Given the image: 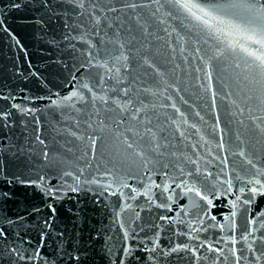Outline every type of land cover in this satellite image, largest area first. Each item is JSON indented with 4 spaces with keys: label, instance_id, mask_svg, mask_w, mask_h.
<instances>
[{
    "label": "water",
    "instance_id": "obj_1",
    "mask_svg": "<svg viewBox=\"0 0 264 264\" xmlns=\"http://www.w3.org/2000/svg\"><path fill=\"white\" fill-rule=\"evenodd\" d=\"M239 1L203 0L206 8ZM174 4L0 0V21L8 29L0 30V194H9L0 195V219L13 221L0 223L7 237L0 238V250L18 246L27 257L42 245L36 260L0 251V264H236L237 256L239 264H264V217L257 215L264 209V196L242 203L251 198L245 181L256 171L247 160L264 172V103L257 98L264 93V81L245 63L239 34L207 29L190 15L179 21ZM244 15L239 12L237 22ZM175 31L189 38L190 51L183 50L181 40H166ZM214 33L223 43L212 52L213 43L206 42ZM229 44L237 45L235 52ZM73 75L93 85L97 96L119 98L121 105L131 101V106L121 111L111 102H93L83 89L87 102L64 101L77 90ZM124 88L126 96L120 92ZM136 108L141 111L133 120ZM90 135L100 137L94 160L85 156ZM124 137L136 141L143 160L130 155ZM114 162L113 181L102 174ZM197 168L198 175L187 176ZM65 172L81 181L112 182L113 187L103 191L95 184L83 185L91 191L72 192L67 185L75 181ZM183 179L202 183L216 195L230 180L232 194L214 199L218 207L208 210L199 198L183 196L176 187ZM166 184L172 200L163 187H156ZM53 185L62 199L46 195ZM237 195L241 200L233 208L230 201ZM49 203L57 208L51 220ZM254 216L253 230L249 221Z\"/></svg>",
    "mask_w": 264,
    "mask_h": 264
},
{
    "label": "snow or ice",
    "instance_id": "obj_2",
    "mask_svg": "<svg viewBox=\"0 0 264 264\" xmlns=\"http://www.w3.org/2000/svg\"><path fill=\"white\" fill-rule=\"evenodd\" d=\"M156 2H159V0H156ZM15 7H19V5H14ZM128 7L131 8H136V4H129L127 5ZM175 7L178 9H182L185 12H187L190 16H192L197 22L200 24L204 25L207 29H215L216 31L222 32L224 28H227L231 30L234 33L239 34V48L240 51L246 53V56L248 59L245 60V63L248 65V67L252 68L260 77L261 81H264V0H240V2H233V3H228L224 5H217L214 8H206L203 4L198 3V2H190V0H184V2H181V0H175ZM79 7H83V3L81 2L79 4ZM242 9L243 12L245 13L244 18L239 20L237 22V18L235 17V14L232 13V10L234 9ZM114 10V9H113ZM159 11V9H157ZM230 13H232L230 15ZM99 23V21H97ZM0 30L2 31H8L7 28L3 27V21H0ZM15 39V37H13ZM19 43V41H17ZM252 46H255L254 48ZM92 47V45H90ZM121 48L124 46L121 45ZM228 47L231 49V51L235 52L237 45L234 44H229ZM220 55H223V52L220 53ZM121 56L123 57L124 60H127L128 57L127 55H124L121 53ZM119 57H117L118 59ZM91 61H89L90 63ZM147 63V61H145ZM87 65H84L86 67ZM103 66V65H101ZM151 66V65H150ZM239 67V65H237ZM73 80L77 81V84L74 85V87L77 89L75 91H72L70 95L65 96L63 98L64 101H72L76 100L77 102H87L84 92L80 91V89L85 90L87 93H90V99L94 102L96 99H99L103 103L107 104L111 102L112 104H115L117 108H119L121 111L127 110L128 107L131 106V101L126 102L124 105H121L119 98H113L109 100L105 96H97V93L95 91V87L87 82H84L80 80L77 76L73 75L72 77ZM208 79L211 80V73H208ZM100 86L103 87V77L101 78L99 82ZM115 91V89H113ZM120 92L123 93V95L128 94V89L124 88L121 89ZM231 93H229L230 95ZM215 95V94H214ZM258 99L261 100V103H264V93H262L261 97H257ZM248 99H253V97H248ZM53 104L56 106H60L59 101H52ZM13 107H19L17 105H13ZM174 107V105H173ZM22 112L27 114L28 112H31V109H20ZM141 111V109L136 108L133 110V114L131 116V119L135 120L138 119V113ZM6 119V115H5ZM123 122V121H121ZM89 127H92L91 124L88 125ZM259 127V126H258ZM264 130V129H262ZM149 131H151L149 129ZM136 136H139L140 133L136 132ZM154 135V134H153ZM79 138V137H78ZM119 138V137H118ZM142 138V137H141ZM100 139V137L95 136V135H90L87 137V140L90 141V146H89V151L85 152V156L91 155V159H95V151H96V144L97 140ZM40 143L43 144L44 141L40 140ZM122 143L125 145L126 149H131L132 152L130 153L131 156L134 157H140L141 160L144 159V152L141 148L138 146L134 147L136 144L135 140L130 141L128 137H124L122 140ZM223 147V145H220ZM45 157H47V153H44ZM241 156H244V152H240ZM195 163V161H193ZM222 163L225 164V167H227V161L224 160ZM247 163L251 165L253 169H256L255 173L252 174L251 178L247 179L245 183L247 185H251L250 188L247 189L248 193L250 194L249 199H244L242 201L243 204L245 205H250L254 202L257 196H264V179L261 177H264V172H262L260 169L256 168V165L252 162L251 159L247 160ZM116 164L115 162L113 163V167L107 169L102 175L104 178H108L110 180L115 179L113 176V169L115 168ZM88 167H91V163L88 164ZM81 175L83 174V169L80 170ZM183 172V169L180 170ZM200 173V169L197 168L194 172L190 171L187 173L188 177H193L196 176ZM65 176H72L75 184L74 185H67V190H70L72 192H79V191H91V188H84L83 185H97L98 189H103V191H108L113 187V183H105L101 184L100 181L97 179L93 178L90 180H83L81 181L79 176H75L72 172H65ZM205 175H210V173H205ZM237 179H240L239 175L237 176ZM30 183H35V182H30ZM42 183V181H41ZM173 183H175V178H173ZM221 183H225L222 181ZM227 183V188L223 193H220V195H216L215 192L208 188L206 185H203L202 183L198 186L197 181H189L188 179H183L179 183H176V187L180 188L183 196H188V197H193V198H199V201H203L204 205H206L207 209L210 210L213 207H218V205H214L213 201L214 199H220L221 196H227L232 194V189H233V184L230 180L226 181ZM121 187L127 188L129 185L127 183H122ZM156 187H163V191L165 193H169L168 199L172 200V193L170 192L171 185H156ZM215 188V185L212 186ZM133 192L136 191L135 188L132 189ZM148 189H145V192H147ZM241 193L245 191V189L241 188L239 189ZM59 189L57 186L53 185L52 187H49L46 190V195L49 196L51 199H62L63 197L58 194ZM110 195H115V192H110ZM122 194V193H121ZM4 197H7L9 194L7 192L0 194ZM134 199V197H132ZM149 199H151L149 197ZM241 197L239 195L236 196V199L234 201H230L231 207L235 208L237 207V201H240ZM192 203L194 206L199 207L200 205L197 204L196 200L193 199ZM158 207H166V205H157ZM48 207L50 209V215L48 217V220H51L57 213V208L49 203ZM127 207H131V205H127ZM39 209H35V211H38ZM171 210V209H169ZM183 207H181V211H183ZM73 209H69V212H72ZM203 215L208 216L210 215L209 211H205ZM257 215L260 217H264V209H258L257 210ZM139 216V213H137V217ZM236 212L233 211L231 213V217H235ZM17 219H23V217H18ZM161 219H168L167 217H161ZM212 220H215V216H211ZM225 219H229V217H225ZM202 222V221H201ZM0 223H7V224H12L13 221L10 218L3 217L0 219ZM249 224L253 226V230L255 229L256 226V217L254 216L250 221ZM50 227V224L48 225ZM232 226L235 227V221L233 220ZM221 228L224 226L221 225ZM261 227H264V224L261 225ZM196 231H200L201 229H195ZM252 234V231H249V235ZM125 237L128 236V232L125 231L124 233ZM0 238H4L5 241L7 240L6 237V230L4 227H0ZM191 238V237H190ZM245 240L248 239V236L243 237ZM233 244L236 243V240L233 238L231 240ZM42 245H39L37 247V250L31 255V256H25L24 255V250L18 246H13L11 249L5 246L4 249L0 250L3 252H10V254H15V256L19 260H36L40 253H39V247ZM210 250L216 251V249L212 248L211 245H209ZM179 250V246L176 248L171 249V251L175 252ZM251 251V248H249ZM195 254V253H193ZM235 255V252L233 253ZM123 255H128V251L125 250ZM239 256L236 257V264H239Z\"/></svg>",
    "mask_w": 264,
    "mask_h": 264
},
{
    "label": "rangeland",
    "instance_id": "obj_3",
    "mask_svg": "<svg viewBox=\"0 0 264 264\" xmlns=\"http://www.w3.org/2000/svg\"><path fill=\"white\" fill-rule=\"evenodd\" d=\"M201 1H202V4H203L204 6H206L205 2H203V0H201ZM181 2H184V0H181ZM190 2H193V0H190ZM239 2H240V1H239ZM176 11H179L181 15H178ZM239 12H240V13H244L243 11H239V8H238V9H234V10H232V13L235 14V17H237V15L239 14ZM173 13H174L175 16L179 19V21H183L184 19H186L187 17H189V14H188L187 12H185V11L182 10V9H178L177 7H176L175 10L173 9ZM232 13H230V15H231ZM191 17H192V16H191ZM196 24H197V25H200V23L197 22V21H196ZM172 27H174V26H171V29H173ZM204 29H205V28H201V31H204ZM208 37H209V38H208V40H207L206 43H208V42H212L213 45H214V47L212 48V52H214L215 50H217V49H219V48L221 47V44L223 43V41H222L221 36H220L219 34H216V33L211 34V35L209 34ZM166 38H167L166 40H176V41L181 40V44H182V42H183V44L185 45V47H183V50H184L185 52H188V51H190V49H192V48L190 47V45H189V38L186 37L185 34H178V33H176V31H175L174 34H171V33L167 34V35H166ZM203 41L205 42L204 38H203ZM170 49H172V47H171ZM166 54H169L168 51H167ZM182 54H183V53H182Z\"/></svg>",
    "mask_w": 264,
    "mask_h": 264
}]
</instances>
